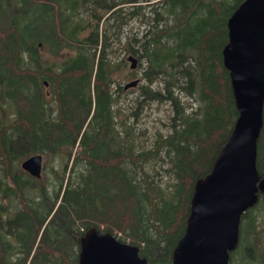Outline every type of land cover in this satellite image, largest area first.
Wrapping results in <instances>:
<instances>
[{
  "label": "trees",
  "instance_id": "obj_1",
  "mask_svg": "<svg viewBox=\"0 0 264 264\" xmlns=\"http://www.w3.org/2000/svg\"><path fill=\"white\" fill-rule=\"evenodd\" d=\"M86 1L0 0V190L9 198V210L0 205V264H77L79 237L100 225L124 243L113 232L129 231L148 264H171L194 183L211 170L237 117L222 48L227 20L242 0H158L150 12L164 27L152 26L141 42L132 38L131 50L146 63L149 84L161 77L162 87L143 85L142 96L174 108L162 142L171 183L144 187L132 157L134 126L118 129L113 120L106 49L117 21L140 14L139 2L149 0ZM61 48L69 50L60 55ZM175 88L187 89L195 110H180ZM262 113L256 167L264 176V104ZM77 142L81 150L66 177ZM37 153L61 161L62 178L47 186L51 195L20 168ZM254 214L264 218L262 194L241 216L231 264L237 257V264H264V254L250 256L245 238L257 233Z\"/></svg>",
  "mask_w": 264,
  "mask_h": 264
},
{
  "label": "water",
  "instance_id": "obj_2",
  "mask_svg": "<svg viewBox=\"0 0 264 264\" xmlns=\"http://www.w3.org/2000/svg\"><path fill=\"white\" fill-rule=\"evenodd\" d=\"M227 29L222 59L237 117L211 170L194 183L185 229L173 248L171 264H229L230 252L238 245L242 214L260 194L264 196V176L256 167L263 125L264 0H242L229 16ZM129 59L134 68L136 59ZM137 82L134 79L124 88ZM41 165V154L21 162V168L34 177H40ZM138 251V246L92 226L79 237L77 264H147Z\"/></svg>",
  "mask_w": 264,
  "mask_h": 264
},
{
  "label": "rangeland",
  "instance_id": "obj_3",
  "mask_svg": "<svg viewBox=\"0 0 264 264\" xmlns=\"http://www.w3.org/2000/svg\"><path fill=\"white\" fill-rule=\"evenodd\" d=\"M155 1L157 0L141 3L145 7L140 9V14L126 17L123 23H118L117 27L114 26L112 28V34L109 35L111 41V45L109 47V59L111 66L110 78L112 80L111 88L113 99L115 100L112 106L114 115L113 120L118 129H120L122 124L125 123H130L134 126V134L130 135L133 139L134 145V154L132 157L139 173H137V175L144 187L148 186L147 182H152L156 186L161 187H166L171 183L170 174L164 169L167 168L169 164L167 162V158L164 157L166 154L165 149L162 147V142L164 136L170 133L169 131L171 130L170 125L171 119L174 115V108L169 101L149 100L142 96L143 90L141 88L143 85H148L152 90L160 89L162 87L161 77L159 75H153L152 83L149 84V82L143 78L146 63L138 60L137 67L135 69H131L129 67L130 63L127 61V56L131 54L130 42L132 38L140 39L141 42L144 39V35H146L145 39L150 37L149 32L152 30V26L157 25V27H159L162 24V27H164V22H155V14L154 12H150L152 6H161V3H153ZM86 2H83V5L87 8L89 4ZM110 23L114 25L113 21ZM167 23L168 25H171L170 22ZM68 50V48H61L59 50V54L63 55L67 53ZM135 78L140 79V82L136 86L128 89L123 88L124 84ZM183 87H185L184 84ZM173 92V95L176 97L175 102H177V100L180 101V104L178 103L180 110H184V108L188 109V111L196 109V105L191 99L187 89L175 88ZM53 102V100H50L49 104H53ZM8 109L10 113L15 110L13 106L8 107ZM82 117H80V120ZM78 143L79 142L75 144L72 150V156L68 162V169L65 174L66 177L69 175V168L71 167L73 156L76 151L81 150ZM41 154L43 158L42 168L46 169V176L48 179L45 183L42 182L41 177L36 179L40 182L38 184L40 188L43 190L47 189L49 195H51V189L47 186L55 182L57 183L62 178L63 171L60 167L61 161L54 155L46 153ZM22 171L24 170L22 169ZM37 180L29 181V185H33V183ZM50 180H52V183ZM65 183L66 179L63 185H65ZM13 202L16 206V200H13ZM0 205L6 210H9V198H5L1 190ZM256 211L257 210L255 209L253 213H257ZM254 215L257 217L258 235L257 233L254 235L249 231L246 232V235L244 233V235L248 240L247 244L251 248H248L251 251L250 256L253 258V256L256 255V257L259 258L261 254H264V218L257 214ZM99 227L101 230H104L103 225H100ZM113 234L125 240V242H133L132 234L127 230L124 232L116 230ZM252 238L256 239L255 245H251ZM141 245L144 244L141 243ZM246 250L247 249H244V252H246ZM240 256H243V253H240ZM237 262L238 257L237 261L232 260V264H237Z\"/></svg>",
  "mask_w": 264,
  "mask_h": 264
},
{
  "label": "flooded vegetation",
  "instance_id": "obj_4",
  "mask_svg": "<svg viewBox=\"0 0 264 264\" xmlns=\"http://www.w3.org/2000/svg\"><path fill=\"white\" fill-rule=\"evenodd\" d=\"M124 19H125V18L120 19V20H118L117 22H118V23H123ZM108 38H109V37H108ZM109 43H110V45H111L110 38H109ZM46 86H48V84H47ZM46 94H48V91H46Z\"/></svg>",
  "mask_w": 264,
  "mask_h": 264
}]
</instances>
